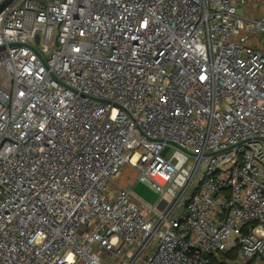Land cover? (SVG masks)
Wrapping results in <instances>:
<instances>
[{
	"label": "built area",
	"instance_id": "built-area-1",
	"mask_svg": "<svg viewBox=\"0 0 264 264\" xmlns=\"http://www.w3.org/2000/svg\"><path fill=\"white\" fill-rule=\"evenodd\" d=\"M241 1L0 0V264H264V13Z\"/></svg>",
	"mask_w": 264,
	"mask_h": 264
},
{
	"label": "rangeland",
	"instance_id": "rangeland-1",
	"mask_svg": "<svg viewBox=\"0 0 264 264\" xmlns=\"http://www.w3.org/2000/svg\"><path fill=\"white\" fill-rule=\"evenodd\" d=\"M262 7H264V0H242L239 3L237 14L244 16L246 19H255L264 13ZM244 34L246 35V33ZM253 41L264 47V34L251 36L249 42L252 43ZM136 177L137 174L131 167L124 166L121 169V176L118 178L117 183L124 188H130L135 197L147 205L153 206L159 199V193L143 182H136ZM236 264L243 263L236 262Z\"/></svg>",
	"mask_w": 264,
	"mask_h": 264
},
{
	"label": "trees",
	"instance_id": "trees-1",
	"mask_svg": "<svg viewBox=\"0 0 264 264\" xmlns=\"http://www.w3.org/2000/svg\"><path fill=\"white\" fill-rule=\"evenodd\" d=\"M236 262L237 256L235 250L219 253L215 258H212V264H236Z\"/></svg>",
	"mask_w": 264,
	"mask_h": 264
},
{
	"label": "water",
	"instance_id": "water-1",
	"mask_svg": "<svg viewBox=\"0 0 264 264\" xmlns=\"http://www.w3.org/2000/svg\"><path fill=\"white\" fill-rule=\"evenodd\" d=\"M4 6H5V4H3V5L0 6V11H1V9H2Z\"/></svg>",
	"mask_w": 264,
	"mask_h": 264
}]
</instances>
